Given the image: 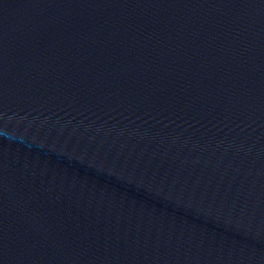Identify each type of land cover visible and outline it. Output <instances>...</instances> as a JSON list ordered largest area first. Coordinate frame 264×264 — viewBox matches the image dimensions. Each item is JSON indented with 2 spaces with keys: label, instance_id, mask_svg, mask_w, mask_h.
<instances>
[{
  "label": "water",
  "instance_id": "water-1",
  "mask_svg": "<svg viewBox=\"0 0 264 264\" xmlns=\"http://www.w3.org/2000/svg\"><path fill=\"white\" fill-rule=\"evenodd\" d=\"M0 264H264V0H0Z\"/></svg>",
  "mask_w": 264,
  "mask_h": 264
}]
</instances>
